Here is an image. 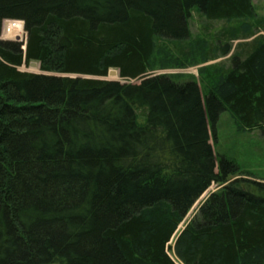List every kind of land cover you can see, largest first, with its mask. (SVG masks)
<instances>
[{"label": "trees", "instance_id": "obj_1", "mask_svg": "<svg viewBox=\"0 0 264 264\" xmlns=\"http://www.w3.org/2000/svg\"><path fill=\"white\" fill-rule=\"evenodd\" d=\"M193 8L238 25L198 44ZM3 20L25 36L0 40V264H177L174 235L183 264H264V184L229 180L211 142L224 110L264 129L252 0H0ZM159 40L186 41L198 78L150 73Z\"/></svg>", "mask_w": 264, "mask_h": 264}, {"label": "rangeland", "instance_id": "obj_2", "mask_svg": "<svg viewBox=\"0 0 264 264\" xmlns=\"http://www.w3.org/2000/svg\"><path fill=\"white\" fill-rule=\"evenodd\" d=\"M252 2L257 17H264V0H252ZM188 20L190 33L192 35L191 37L198 44H202L203 39H207L208 42L212 44L213 37L211 34H214V32H218L222 29H227L228 31L229 26L238 25L237 23L234 24V22L237 21L228 22L226 20H206L203 14L194 8L191 10ZM5 23L6 21H3L1 25L0 40H18L22 42L25 36L23 25L12 27V24L8 23L6 25ZM186 40L188 42V39ZM235 43L236 41L234 40L233 44ZM157 44L155 56L152 59V70L150 73H168L178 77L179 79H186L191 76L198 78V67L200 64H191L192 61L190 58H184L183 49H185L186 41L179 43L177 41L159 40ZM161 48H163V50H161ZM198 54L195 55L196 58L199 57ZM166 58L173 61H185L183 64L188 66L184 65L183 67V64H178L181 67H177L174 63L170 64L169 61L167 65L160 66L161 60H167ZM214 62L227 63V59L223 56L215 61H206L204 64H212ZM214 68L215 67L213 66L211 71H213ZM20 69L34 72L39 71L38 66L31 67L29 64L23 65ZM106 78L120 79L118 75H107ZM137 113L138 123H143L145 118L141 115L140 110ZM211 142L213 150L218 157L225 156L228 160L234 162L233 165H235L236 171L230 175L229 180L235 178L239 179L242 186L246 188L248 187L254 191L256 188L253 182L264 184V129L245 130L240 128L230 112L224 110L219 116ZM218 188L219 187L216 183H212L210 187L196 200L184 217L177 232L185 225V223L189 222L193 218V216L197 213L199 205L205 197L211 191ZM174 238L175 235L170 241L172 249H170L169 253L177 264H183L178 258L175 249H173Z\"/></svg>", "mask_w": 264, "mask_h": 264}, {"label": "water", "instance_id": "obj_3", "mask_svg": "<svg viewBox=\"0 0 264 264\" xmlns=\"http://www.w3.org/2000/svg\"><path fill=\"white\" fill-rule=\"evenodd\" d=\"M29 66H31V67H35V66H37V63L35 62V61H31L30 63H29ZM108 75L109 76H116L117 75V70L116 69H110L109 71H108ZM209 195V194H208Z\"/></svg>", "mask_w": 264, "mask_h": 264}, {"label": "bare ground", "instance_id": "obj_4", "mask_svg": "<svg viewBox=\"0 0 264 264\" xmlns=\"http://www.w3.org/2000/svg\"><path fill=\"white\" fill-rule=\"evenodd\" d=\"M12 24L13 26L12 27H18V26H20L21 25V23L20 22H18V21H12V20H6V25L7 24Z\"/></svg>", "mask_w": 264, "mask_h": 264}, {"label": "crops", "instance_id": "obj_5", "mask_svg": "<svg viewBox=\"0 0 264 264\" xmlns=\"http://www.w3.org/2000/svg\"><path fill=\"white\" fill-rule=\"evenodd\" d=\"M224 57H225V56H224ZM226 57H227V56H226ZM226 57H225V59H227ZM216 60H217V59H216ZM214 61H215V60H214Z\"/></svg>", "mask_w": 264, "mask_h": 264}]
</instances>
